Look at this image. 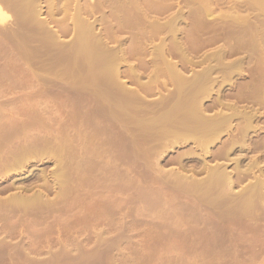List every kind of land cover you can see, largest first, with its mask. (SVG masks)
I'll return each mask as SVG.
<instances>
[{
  "label": "rangeland",
  "instance_id": "374dc122",
  "mask_svg": "<svg viewBox=\"0 0 264 264\" xmlns=\"http://www.w3.org/2000/svg\"><path fill=\"white\" fill-rule=\"evenodd\" d=\"M113 1L114 0H67V1L52 0V2L54 3V8L56 10L53 12L54 15L53 14L49 15L47 5L45 3L46 0L45 2L44 0H37L36 3L38 2L37 3L38 6L36 10L40 14L39 15L37 14L36 19L37 20L40 19L42 21L41 23H39V25L40 24L44 25L45 24L44 22H47L49 25H47L46 28L50 29L51 27V31H53L52 29L57 31L59 27L60 29L63 27L61 30L59 29L60 31H62L61 32L62 34L59 33L60 32L59 30L57 32V35H59L60 38V39L58 38V40L59 42H61L60 44L62 45H56V44L53 45V44H47L50 42H43L46 45L44 46V49H42L43 47L42 48L40 47L44 45L43 43L42 45H40L41 42H39L40 44L38 43V41L36 42V40H38L37 37L34 38L36 43L34 42V39L31 41L33 42V44L29 42L30 39H32V37H30L29 39L27 38L29 37V35L32 34L33 37L36 36V35L34 36L35 34L34 32L33 33L31 32L33 31L32 28L36 27L35 22L33 24L32 21L26 23L24 25L27 28L26 30V28H23L24 26L19 21L20 19L19 16L17 15L18 16L17 17L16 14H14L15 12L14 9L11 10L10 9L11 7L10 8L7 7L4 9L8 18L6 19V21L0 24V154H1L0 156L4 158L6 156L9 157L10 153L15 152L19 147L21 148L22 147L21 145H24V143L25 145L26 143H28L27 145L33 143L35 144V146L36 144H38L37 146H43L42 144L48 145L49 143V146L46 147H50V144L53 145L54 147L56 143L55 145L56 148L55 147L51 148L53 150L55 149L54 150L55 155H53L54 154L52 152L53 150L50 151L52 152L50 153L52 158L54 156L57 157V155L60 153L61 150L64 151H61V153L59 154L63 159L60 156H58L60 158L59 160H62L60 162L56 158H53V160H51L52 159L51 157L44 159V161L41 162L31 161L32 163L30 162V164L23 167V170L21 169L19 170V172L17 171L16 174L15 173L7 174L8 176L5 174L8 173L7 170L2 169L0 171V200H1L0 203L4 201L7 197H9L12 193H15L18 187L19 188L24 187V189H29L31 187V189L33 190L32 192H34V190L35 191L41 190L35 188V186L37 188H42L40 185L39 187L37 186L38 184H42V182L36 181V179H34L33 174H38L40 170L44 169L45 170L44 172L48 173V177L50 178L51 175L49 174H51L52 171L56 170L55 167L58 166L57 165L58 162L61 167L63 166V168L65 167L66 170L68 169L67 171L66 170L64 171L69 172L71 174L70 175L68 173H65L66 178L67 175H69L70 176V178L68 177L69 180L71 178H74L76 180L71 179V182L69 181L70 184L65 182V181L68 182V179L64 181L67 184V186L70 185L68 186V188L73 186V189L72 188L68 189L66 185L64 186L60 185L64 191L66 190V193L63 192L65 194L64 195L65 197L60 191L62 188H59L60 186L58 185H57L58 189L53 186L54 188L52 187L51 188L52 190L51 189L49 190L50 193L48 191V193L45 194L46 196L44 197L47 199V201L50 200V202L54 201L57 198L56 196L58 195L57 193L59 192L62 194L61 196L65 198L64 199L63 197L60 196V198L62 199L57 198L58 200H55V201H59L58 205L59 204L60 205L57 207H61L62 209L59 208L61 211H59L58 208L56 209V206L54 208L56 209V211L58 210L59 212H55V209H52V211H54L53 213L52 211L50 212V214L52 213V215L48 214V212L44 210L45 213L50 216L47 215L44 216L45 213L42 210H40V212L42 211L43 213L38 212V214L40 213L39 214L40 217L39 215L35 214V216L37 215L36 217L38 218L34 216L35 213L34 210L30 211L29 215L26 214L24 215V213L22 212L23 214L21 216V212H19L21 210H18L15 211L17 214L14 212L9 215L8 212L7 213L8 215L6 217L4 216L3 218L2 215L5 214L6 212L2 214L3 210L2 212L0 211V215L2 214L0 216V264H264V217L261 218L258 217L261 214V208L264 204L262 203V206L260 205L261 204L260 202H259L260 204L258 203L259 205L256 204L257 203V201H255L256 196L254 195L253 197L252 195L257 193L255 191L254 193L249 192L250 194L249 193L248 194L250 199L251 197H253L252 200H250V202L254 200L255 203L254 201L252 203L256 205H253L252 203H247L249 205L248 206L245 202H247L249 198L247 197L248 199L246 198V201H244L247 192L244 193L241 191L246 185H248V183H251L250 181L252 182L254 181L252 179H255L254 178L255 176L259 177L261 174L264 175L263 171L261 173L259 172L260 174L257 172L258 175L256 174V172L255 174H250L252 178L248 176V178L244 180H242L243 179L242 175L239 178L234 173L235 171L232 172L231 176L232 178L234 177V180L233 179L232 180L235 181V183L234 185L232 184L231 194L232 195L234 194L235 197L224 196L225 198L222 197L221 199H217L215 203L212 202V204L211 203L208 204L210 207L206 205V207L204 208L205 210L203 209V207L202 208L199 207L200 209H198L196 204L192 203L193 201H190L192 200V198L188 200L187 197L183 196L184 195L183 193H178L181 192V189H174L171 185H169V183H167V186L169 185L171 186V188L168 186L166 190L165 187L166 184L165 186L162 187L161 185L163 184H159L160 182L159 180H157L158 176H155L157 174L156 172L157 170L155 168L158 167L161 169V173H163L162 172L163 170L164 173H168L172 170H177L179 168V164H176L177 162H175V160L176 161L181 160L183 167L184 168H186V166L188 167L184 170L187 171L189 170L188 172L189 175L191 174L190 171H193V169L191 168H193L194 166H195L194 169L196 167L199 168L200 165L198 163L197 165H195L196 162H194L193 160V157L196 158L197 156L196 154L197 152L199 153V151L197 148H195V145L192 144V142L187 141L188 143L187 142L185 143L184 141H182L180 142L181 144L179 145L175 144L176 147L173 148L171 147L169 148V150L168 148H165L163 146V144L166 142H163L162 145H161L162 142L156 143L157 145L159 144V146L156 145V149L161 152V157H159V159L161 158L159 161L160 166L158 167L151 166L150 168V165H153V162L155 160L153 161V158H150L152 159L151 162V160L147 157L145 158L144 155L143 156H139L138 154L135 155L136 152L138 153L137 147L139 145L134 142L133 146H131L130 145L131 142L128 140V138L126 139V144H125L124 141L125 139L123 138L124 135L123 132H125L126 134V132L129 129H130L129 132L132 131L131 128H133V130L134 128L138 129L137 131H139V129L141 128L144 129L146 127V126L145 127L139 126L140 124L142 126L143 123H146L147 121L149 122V120H145L147 119L145 118V115L143 116L139 114L136 115L137 118L136 117L133 118L135 114L133 113L130 114L129 111H127L128 112L127 114L129 116L131 115V118L129 116H126V122L130 118L129 123L127 124H131L132 118L134 123L128 125L130 127L129 128L125 122L124 125L126 126L127 129L121 127V125H119L117 122L114 123L113 120L111 121V117L108 115V113L106 111H103L102 108H100L101 106L98 101H95L96 99L94 97H99V95L93 96L91 93L85 92L87 91L86 86H88V84L87 85L83 84L84 86L80 84V88L84 87V89H82L83 92L82 90L79 91L80 88L79 89L77 88L78 89L77 92L76 87H74L75 90H73L74 89L72 88L73 81L74 82L78 81L76 79L78 77H75L76 74H74L75 72L76 73L78 72L77 69L75 70L73 69L75 71L73 73H71L72 69H70V75H68L69 72L67 74L68 76H71V78L74 76L73 78H75L77 81L69 77L67 79L68 80L70 79L71 81L69 80L68 82L67 79H66L67 81L64 80L65 79L64 76L63 77L61 76L63 78L62 80H64L62 81L60 77L56 78L55 74L54 75L53 73L50 74V72L46 70V68H42L45 66V64L42 67H37V65H40V63L43 62V60L45 59L46 60L48 59L47 60L48 62L45 60L46 63L49 64L53 63L52 60L54 59L55 56L56 57L54 59V62L56 61L58 62V59L60 58L62 59L66 58L64 57L66 55L68 60L70 61L71 56L69 55L68 57V54H73L74 50L72 52V46H69V48L71 47V52H72L71 53L70 50H68V46H66V44L68 45V42L70 41V39H72L73 33L72 32L65 33L64 30L66 27H64L63 24L60 25L55 23L53 24L51 21H53L54 19L60 21L61 19L62 22L66 21V24L68 23L70 25L71 19L77 16V13L81 11V13L79 12L81 18L82 19L85 18L84 20H87L91 23H95L93 24L95 34L97 33L98 36L102 35L100 36L102 39L101 41H103L102 47L104 48L106 44L105 46L106 48L104 49H106L107 51L106 52L102 50L101 53L102 55L111 57L112 54L108 52L109 50L112 51V53L113 50L115 49L121 50L119 51L120 53L116 50H115L116 52L113 53V56L114 57L116 56V59L119 58L120 60L121 58H123L121 59L123 60L121 61L122 63L118 62V64L121 65V66L119 65L118 67L119 75L117 74L118 76L116 75V78H114L115 77L114 76L111 79H108V77L103 78L102 76L99 75L96 76L98 77L96 81H98V79L103 81V82H101L100 80L98 81L101 82V84L103 83L102 84L103 86H106L111 81L110 83L111 88L115 87L117 89L118 86L123 88L121 86L122 84L126 89V90H124V88L122 89L124 92L126 91L128 93L129 91L131 92L133 90L138 94L139 97L144 98L143 100L145 102L144 103L145 106L153 104L154 101L155 103L158 104L160 97L164 101H166L167 98L169 99L168 97L169 89H172L174 87L173 81L171 82L170 80H172V78H174L176 75L178 78L181 79L185 77V79L183 80H186L187 78L190 79L192 77H195L196 73H198L199 71L201 72L202 68L204 71L208 65H210L211 67L213 65L216 66V64L219 63L220 65L218 64V66L220 68L218 67V69L220 70L218 71L217 69L214 70V73H211L212 71L209 73L212 74L211 76L210 75L209 76L218 79V82L216 80L217 83L215 87L217 88L214 89L216 91H213L211 93L212 95H210L212 98L209 96L210 101L207 100V102H204V106L206 103L209 104V109H208V105H206L207 108L205 107L206 109L205 113L206 114L208 113V115H210L211 113L214 114L213 112L217 113L218 110H219L218 112H220V110L221 112L222 110H226L225 112H227L229 109L228 105H230V103H231L230 106H232L233 104V107L235 105L236 108L240 106L238 110L241 109V107L243 109L245 108L247 109L248 106L250 109L256 108L254 104H252V106L253 105L254 106L251 107L249 103L252 102L251 99L254 98L253 94L255 93L257 94V95L255 94V96L263 95L262 97H264V84H263L264 83V52H263L264 51L263 50L264 49V0H260L257 2L256 0L254 1L253 0H233V1L204 0L205 2L201 0H149V1L132 0V2L131 0H127V1L115 0L119 5L116 4L115 1L114 4ZM206 2L207 5L208 3L210 4L209 6L203 5L210 7L209 14H207V16L201 14L198 11V4L202 6V4ZM193 4H195L197 7ZM65 5L67 6L66 8ZM192 5L195 7H193ZM97 6L101 8L99 9ZM188 6L189 7L191 6V8L189 9ZM91 8H93V10ZM192 8H196V9L193 10ZM65 9H67L66 10L67 12L65 11ZM197 11L199 12L198 14ZM176 13L178 14L181 13V16L183 18H181L178 25H176L177 26L176 29L178 30H176L177 33L176 32L175 33L177 36L174 34L176 37L173 36L171 37V35L173 34H167V32L163 33L165 29L161 30L159 28V25L164 26V23H166V21L169 20L170 18L174 17ZM199 14H201V16ZM222 16L226 17L227 19L222 18ZM230 17L233 18L234 20H232ZM104 20L106 21V23ZM148 21H150L151 23L153 22L152 24L156 26V28L153 29L155 31H152L153 34L150 33V31H146L145 29L148 28L149 26L150 22ZM110 23L111 25H109ZM17 25L18 27L19 25H21L22 28L21 29L18 28ZM39 25H37V27H39ZM69 25L68 27L70 28L71 26ZM157 27L159 28V31ZM28 30L29 33L28 32L26 33L25 31ZM19 35L22 36V38L20 39H24V37L26 36L24 41L25 43L27 42L28 43L25 44L23 41L18 40L20 37ZM170 37L171 39L174 40L171 41ZM19 41L23 42V44L25 45L22 44L23 47H21L22 45L20 46ZM171 42H175L179 46L178 47L179 50L182 49L181 51H179L176 46V50L179 51L178 52L179 54H177L175 50L176 44L174 45L173 48L172 47L173 43L171 44ZM163 44L165 47L163 46ZM31 46H33V48H31ZM230 46L231 48H229ZM161 47H163V49ZM20 48L23 50H21ZM48 48L49 49L51 48L50 49L51 51ZM52 48H54V50ZM156 48L159 50L161 48V50L164 53L159 54L158 52L155 51L157 50ZM26 49H29L28 50L29 52L34 51L35 53H31L34 56H31V54H29L26 51ZM36 49L38 52L36 51ZM161 50L160 52H162ZM173 50L175 51V53L173 52ZM220 50L222 52L225 51L224 55L220 53L221 52ZM39 51H41L42 54ZM154 51L158 55L163 54V56L160 58V56H157ZM49 52L53 54V58H52V54ZM216 53H218L219 55L222 54L220 56L221 57L220 59L218 57V54ZM57 54H58V58H57ZM61 54H63V56H61ZM118 54H120L119 57ZM214 54H216L217 57L214 56ZM26 55L29 58H27ZM211 55L213 57V59H211L212 61L208 60L212 58ZM209 56L210 58H208ZM33 57L34 58L38 57V58H36L35 61ZM215 57L218 58V61L215 60ZM39 58L40 61H37V59L39 60ZM67 58L65 59V61L63 60V62H65L64 64L63 62L62 63L60 62L61 60H59L60 64L65 65L67 62ZM29 60L30 61L34 60L33 63L35 65L38 62L36 65L38 69L36 67L33 68L35 65L32 63V61L30 63ZM119 60L117 59V61ZM163 61L165 63L171 62L172 64L169 63V65H171L172 67L173 65L174 67L176 66V69L172 68L171 70H174L173 72L176 71L178 74L175 73L176 75L174 74V76L172 77L169 76V74L171 73L172 75L173 72H167L168 75H166L167 74L166 72H165L166 74L162 72V69L164 71L166 69L164 66H167L168 64L167 63L166 65L165 64L163 65L164 63ZM224 62L226 64H224ZM233 62L235 64L234 69L233 68L231 69V65L233 64ZM42 64L43 63H41V65ZM223 64L224 67L225 65L228 66V64H230L229 65L230 68H227V66L225 67L227 70L226 72L224 71L225 68L223 67ZM162 66L164 68H161ZM221 67L223 68V70H221L222 69ZM41 68L43 69V71H41L42 70ZM160 68H161V72H160L161 75L160 73H158L157 75V72L160 71L159 70ZM44 72L47 74L49 72L50 76L45 74ZM154 72H156V74ZM179 72H181L182 75ZM151 73L152 75L153 74L155 75L156 79L154 78V76L152 77ZM193 73L195 74V76ZM179 74L181 75V77ZM150 76H151V80L149 79ZM165 76L168 79L165 78ZM42 78L54 80L55 82H57L56 83L57 86L59 84L60 85L64 84V86L59 87L60 86L59 85L58 88H56L57 86L55 83H54L55 85L51 84L52 87H50V85H43L41 82L43 80ZM152 78L155 79L154 82ZM56 79H58V81ZM215 79H213V81H215ZM136 80L137 81L139 80L137 84H136ZM96 81L95 84L97 83ZM113 81L116 82L114 83ZM163 82L165 83L163 84ZM170 82L172 85L169 84ZM219 82H221V85ZM66 83L67 84L70 83L72 89L68 88L70 86L66 85ZM138 83L139 84L150 83L151 86H154L155 88L153 89L150 86L151 90L153 89V91L149 90L148 92L149 94H146L147 93L146 91H145L146 93H143L146 84L143 85L144 87L143 86L136 87ZM153 83H155L156 85L155 84L153 85ZM37 84L39 85L37 86ZM98 84L99 87L102 86L100 85V83H97V86ZM73 85L75 86V84ZM78 85L79 84H77L76 86ZM164 85L165 87H162ZM46 86L50 87V89L48 88V90H51V92L48 91L47 93H45L46 91H44V88ZM65 86L66 88L69 89V90L67 89L69 92H66L67 90ZM60 88H62L61 91L64 88L63 91L66 94L63 91L61 92ZM54 89H56L58 92L57 91L55 92ZM173 90H170V92H172ZM217 90L219 93L217 92ZM133 91L131 92V94L133 93ZM84 92L90 94L91 97H89L90 95L87 96ZM216 93H218L220 96L218 94L216 96L215 95ZM131 94L129 93V95ZM162 97L164 98L167 97V98L164 99ZM248 98L249 99L251 98L250 102H248L249 101ZM213 99L214 100L219 99L221 102H224L223 105L224 106L227 105V107L225 108L222 105L223 107H219V109H216V107L218 108V106L216 105L213 108L212 103H210V102H214ZM163 100L162 102L159 101L160 108L164 107L162 108V110L160 109V111L167 110L168 108L166 107L167 102H164ZM111 101H113V98ZM111 101L110 103H113ZM146 101L147 102L149 101L150 103H147ZM128 103L129 102H127V104ZM163 103H165L164 106H161V104ZM256 106L259 107V105ZM258 107L256 108L257 111L256 110L254 111L252 109L253 112H256L258 114L257 117L258 124L256 128L252 132L251 131L247 132L246 137L244 136L245 133L243 135L241 133L239 134V132L237 131V133L239 134L238 135L236 133L235 128L233 129V131H230L232 134L230 132H227L221 134L222 135L221 137L218 136L220 138L215 139L214 142L216 143L212 142L211 145L212 144L213 145L212 147H210V152L211 151L215 153L217 152V154L211 152V155L208 158L211 159L212 157V160L208 158L206 159V163L208 161L210 162L209 164L207 163L208 165L221 164V162H224V167L226 171L228 173H231L229 171H233V169H235L236 159L238 161L239 158L241 159L239 162L237 161L238 164L240 163L241 165V167L239 165L240 170L241 169L245 170L244 168L247 167V165L249 166V163L252 162V159H254L255 161L259 159L258 162L260 163V166L264 169V127H263L264 107L262 108L259 107V109ZM81 108H83L84 110ZM186 110H188V108H186ZM186 110L185 111L183 110V113H186L187 112ZM158 112L159 110L157 111V113ZM164 112L165 111H163V113ZM159 113L158 115L161 114ZM138 116L144 117L141 119V121L145 120V122L139 123L141 121ZM138 118H139L138 122L135 121ZM90 119L93 120L91 121ZM87 122H89V124ZM136 122L138 123L139 128L136 127L137 125ZM147 123L144 125H150V122L148 124ZM79 129L82 130L85 129L84 132H86V130L87 132L89 131L91 132V133L89 132L90 133L89 138H91L90 141L89 138L87 137H86L87 139L84 138V136H83L84 139L79 137L80 133L84 134L83 131ZM98 131L100 132V134ZM16 132L19 133L17 134ZM133 133L135 134V131H133L132 134L130 132L129 138L130 135H134ZM120 134L122 135L120 136ZM240 135L244 136V137L241 136L242 137L241 139L245 138L246 140V142L245 140H243L244 141L243 143V141L237 139V142L242 143V144L241 143L238 144L243 146V148H241V146L240 147L237 146L238 145L237 143H234L236 142L235 140L236 138H240ZM171 138H170V143L173 141V139H175L172 138L171 141ZM81 139L84 140L83 141L84 146L82 145V148L83 150H87V153L86 151L80 153L77 152V150L81 148V147L78 148L79 147L78 143L79 145L82 144ZM231 139H233L234 142L233 140L231 142ZM56 140L57 142L59 141L58 146L59 147L61 146V148L63 147L62 149L61 148L59 149V153L56 152L58 151L57 149L58 143L56 142ZM92 141L94 142L93 143L94 145L98 143L100 144L97 145L96 148L97 150L94 149V147H92L94 145L92 146L90 145V142ZM127 141H129L130 144ZM228 141L231 142L230 143L231 146L234 144L237 145L234 147V150L232 149L233 151L231 152L233 153L231 154L229 153L231 156L225 158L224 156L220 155L219 152L223 148V145H225L226 147V145L229 144V143L227 144ZM101 142L103 144L105 142V145L102 146L103 144ZM128 144L130 147L128 146ZM190 144L194 145L193 146L194 148H192L193 152L195 149L197 150V151L195 150L196 154L194 153L196 156L193 154L191 149H190V154L188 153L189 150L187 149L192 147V145L190 146ZM89 145L93 148L92 153H89L91 150L90 149L91 147ZM16 146L17 148L15 150ZM101 146L104 148H101ZM141 146H143V144H141L140 147L138 148L142 150L145 148L146 145L142 148ZM8 148L9 150H7ZM146 148H148V146ZM217 149L219 150V152L217 151ZM134 150H136L135 153ZM185 150H187V153ZM6 152L9 154V156L5 155L7 154ZM81 153L84 154L81 155ZM94 154H96V156ZM186 154L187 156L189 155H194V156L187 157ZM64 155L65 157H63ZM79 155H81L80 157L83 156L82 157L83 160L81 159L82 163L78 160L80 158ZM102 155L103 157H101ZM77 157L79 158L77 159ZM108 157H110V159ZM139 157L142 158L144 157V159L141 158L140 160ZM4 158L0 157V159L2 160H4ZM75 158L77 159V161ZM84 158L88 159V161H86ZM146 159L150 160L148 163L151 162L152 164L148 165ZM233 159H235V161ZM144 160L145 162H143ZM228 160H230V162ZM232 161H234V163ZM76 164L77 166H75ZM79 165L80 166L82 165L81 168L84 167L83 172L86 171L87 167L89 168L91 167L90 169L88 168L89 173L88 171H86L88 175L85 173H83L84 176L80 175L82 170L80 169L79 172L78 170L80 168ZM78 166L79 168H77ZM148 166L151 169V171L153 170L154 174L150 172ZM76 168L78 170V174H76L77 172ZM65 174L63 175L64 177ZM89 174L91 177L89 176ZM151 175L155 177H152ZM204 176H205L204 173L201 174L198 173L197 176H195L194 178L199 177L200 179H202ZM91 178L93 181L91 180ZM262 178H264V176ZM239 179H241L242 182H240ZM49 180H51V178ZM262 180H263V188H260L259 189L260 193L259 190L258 193L260 195L263 193L264 196V179ZM76 181H78L77 182L78 184H76ZM8 183L10 184L12 183L14 185V188L16 189L14 190L12 188L13 190L12 189L9 190L10 184L8 185ZM77 190L80 193H77L78 192ZM55 191L57 193H55ZM169 191L172 192L169 193ZM240 191L242 192L243 196H241ZM30 192L31 191H28V193ZM89 194L90 196H88ZM226 198H228L229 200L227 201ZM222 199L223 200L226 199V201L224 202L222 201ZM262 200L264 202V199ZM229 201L231 202L230 203L231 205L229 204ZM242 201H244L243 202L244 204L241 203ZM192 205L194 206V208ZM229 205L231 207H229ZM252 205L255 207H252ZM241 209L243 211L246 209L245 212L249 216H247L245 212L243 211L241 212ZM257 210H260V212H257ZM167 235L170 236L168 237Z\"/></svg>",
  "mask_w": 264,
  "mask_h": 264
},
{
  "label": "bare ground",
  "instance_id": "6f19581e",
  "mask_svg": "<svg viewBox=\"0 0 264 264\" xmlns=\"http://www.w3.org/2000/svg\"><path fill=\"white\" fill-rule=\"evenodd\" d=\"M37 1V0H36ZM36 1L35 0H0V24H2L4 21H6V19L8 18L7 17V15H6V13H5V11H4V9L5 8H7V7H11L10 9L11 10H13L14 9V11L16 12H14V14H16V16L18 15L19 16V21L21 22V24L24 26L26 23H28V22H31L32 21V24L35 22V24H36V27H33L32 29H33V31H31L32 33L34 32L35 34H34V36L35 37H33V34L32 33H30V34H32V35H29V37H27L28 39L30 38V37H32V39H30V43H32L33 44V42H31L34 38H36L37 37V39L38 40H36V42L38 41V43L39 42H41V44L40 45H42V43L43 42H50V43H47V44H53V45H62V44H60L61 42H59V40H58V38H59V35H57V32H58V30L60 29V27H59V29L57 30V31H55L54 29H52L53 31H51V27H50V29L49 28H46V26L47 25H49L47 22H44L45 24V26L42 24H40L39 25V23H41L42 21L40 20H37L36 19V17H37V14L39 15L40 13H38V11L36 10L37 9V6H38V2L36 3ZM67 1V0H66ZM115 1V0H114ZM114 1H113V3H114ZM118 1V0H117ZM117 1H115V3L116 4H118L117 3ZM127 1V0H126ZM125 1V2H126ZM149 1V0H148ZM201 1H204V0H201ZM210 1V0H209ZM233 1V0H232ZM254 1V0H253ZM257 1H260V0H256V2ZM44 2H45V0H44ZM53 2H55V1H53ZM52 2V0H46V5H47V9H48V14L49 15H52L53 14V12L56 10L55 8H54V3ZM124 2V1H123ZM131 2H132V0H131ZM151 2V1H150ZM185 2V1H184ZM192 2V1H191ZM205 2V1H204ZM99 3V2H98ZM102 3V2H101ZM111 3H112V1H111ZM114 3V4H115ZM119 3H120V1H119ZM138 3V2H137ZM197 3V2H196ZM198 3H200V2H198ZM248 3V2H247ZM253 3V2H252ZM123 4V3H122ZM122 4H120V5H122ZM213 4V3H212ZM216 4V3H215ZM233 4H234V2H233ZM250 4V3H249ZM70 5V4H69ZM96 5V4H95ZM100 5H102V4H100ZM99 5V6H100ZM119 5V4H118ZM191 5V4H190ZM193 5H195V4H193ZM192 5V6H193ZM203 5H207V2L206 3H203L202 4V6H200L199 4H198V11L201 13V14H203V15H205V16H207V14H209V8L210 7H207V6H209L210 4L208 3V5L207 6H203ZM256 5V4H255ZM105 6H107V5H105ZM115 6V5H114ZM132 6V5H131ZM133 6H134V4H133ZM153 6V5H152ZM196 6V5H195ZM195 6H193V7H195ZM67 6L65 5V8H66ZM69 7V6H68ZM90 7V6H89ZM96 7V6H95ZM94 7V8H95ZM98 7V6H97ZM103 7V6H102ZM108 7H109V5H108ZM119 7V6H118ZM126 7V6H125ZM130 7V6H129ZM189 7V6H188ZM197 7V6H196ZM99 8V7H98ZM98 8H97V10H98ZM101 8V7H100ZM99 8V9H100ZM191 8V6L189 7V9ZM233 8V7H232ZM92 10H93V8H91ZM96 9V8H95ZM107 9V8H106ZM121 9V8H120ZM169 9V8H168ZM185 9V8H184ZM188 9V8H187ZM193 10L194 9H196V8H192ZM231 9V8H230ZM259 9V8H258ZM261 9V8H260ZM64 10V9H63ZM67 9H65V11H66ZM80 10V9H79ZM65 11H64V13H65ZM100 11V10H99ZM123 11V10H122ZM132 11V10H131ZM181 11V10H180ZM197 11V14L199 13ZM213 11V10H212ZM234 11V10H233ZM67 12V11H66ZM80 13H81V11H79ZM79 12L77 13V16H75V17H73L72 19H71V22H70V25L67 23L66 24V21L65 22H62L61 21V19H60V21L58 20H53V21H51L53 24L55 23V24H63L64 25V27H66L65 28V30H64V32L65 33H67V32H72L73 33V36H72V39H70V41L68 42V45L66 44V46H68V50H70V52H71V47L69 48V46H72V52H73V50H74V53L73 54H68V57H69V55L71 56V58H70V61L68 60V58H67V55L66 56H64V57H66L67 58V62H66V64L65 65H62V64H60V62L62 63L63 62V60L65 61V59L66 58H64V59H62V58H60L61 56H63V54H61V56L59 57L60 59H58V62H59V60H61L59 63L56 61V62H54V59H55V57H54V59L52 60L53 61V63H51V61H50V63L51 64H49V63H46L45 62V60H43V62H41V63H43L42 65H41V63H40V65H37V63H36V65H37V67H42L44 64H45V66L44 67H42V68H46V70H48L49 72H50V74H52L53 73V75L55 74V77L57 78V77H60V79L62 80L63 78V76H64V80L65 81H67L68 79L67 78H71V76H68V75H70V69H77V73L73 70H71V73H73V72H75L74 74H76V76L75 77H78V78H73V80L75 79L77 82H74L73 81V84H75V86L72 84V86L70 85V83L69 84H67L68 82H69V80H68V82L66 83V85H69L70 87H68V88H74V87H76V91L78 92V89L80 88V84H88V86H86V89H87V91H85V92H89V93H91L93 96H98L99 95V97H94L95 99V101H98L99 103H100V108H102L103 109V111H106L107 113H108V115L111 117V121L113 120L114 121V123L115 122H117L119 125H121V127H124V128H126V126L124 125L125 124V122H126V116H129L127 113V111H129V113L131 114V113H133V114H135L134 115V117L133 118H135L136 117V115H145V118H147V119H145V120H149V122H150V125H144V124H146V123H143V125L141 126V124L139 125L140 127H147V126H149V127H145L144 129L143 128H141V129H143V130H141V129H139V131H137L138 129H135L134 128V130H133V128H131L132 129V131H130L131 132V134H132V132L133 131H135V134L134 135H130V138H129V134H130V132H129V130L126 132V134H125V132H123L124 133V135H123V138L125 139L124 141H125V144H126V139L128 138V140L131 142V144H130V142L129 141H127L131 146H133V144H134V142L136 143V144H138L139 146L138 147H140V145L141 144H143V146H141V148L142 147H144L145 145V148L148 146V148H144V149H142V150H144V151H142L141 149H139L138 147H137V150H138V153L136 152L135 153V151L136 150H134V153H135V155L136 154H138L139 156H145V158L147 157V158H153V165H150V168H151V166H154V167H158V166H160L159 165V161H160V159H159V157H161V152L159 151V150H157L156 149V143H160V142H162L161 143V145L163 144V142H166V143H164L163 144V146L165 147V148H168V150H169V148H173V147H176V145L178 144H181L180 142H182V141H184L185 143L188 141H190V142H192V144H194L195 145V148H197L198 149V151H199V153L197 152V154L195 153L196 151L194 150V152L192 151L193 149L192 148H194L193 146L194 145H192V144H190V146L192 145V147H190L189 149H187V150H189V154H190V149H191V151L193 152V154L196 156V158H194L193 156L194 155H189V156H187V154H186V156L187 157H193V160H194V162H196V164L195 165H197V163L200 165V167L198 168V167H196L195 169H194V167L193 168H191V169H193V171H190V175L188 174V172H189V170L187 171V170H184V169H186V168H188L187 166H186V168H184L183 167V164H182V161L181 160H178V161H176L175 160V162H177L176 164H179V168L177 169V170H172V171H170V172H168V173H164V170L162 171L163 173H161V169L158 167V168H155L157 171V174L155 175V176H158V179L157 180H159V184H163V185H161L162 187L163 186H165V184H166V190H167V187L169 186V185H171L174 189H181V192H178V193H183L184 195L183 196H185V197H187L188 198V200L190 199V198H192V200H190V201H193L192 203H195L196 204V206L198 207V209H200V208H202L203 207V209L206 207V205H208V204H212V202H214L215 203V201L217 200V199H221L222 197H235L234 196V194L232 195L231 193V191H232V184L234 185V183H235V181H233L234 180V177L232 178V176H231V174H232V172H234L235 174H236V176L237 177H241V175L243 176V179L242 180H244V179H247L248 178V176H250V174H255V172H256V174H257V172L259 173H261L262 171L264 172V169L260 166V163L258 162L259 161V159H257L256 161L254 160V159H252V162L251 163H249V166L247 165V167H243L245 170H243V169H241L240 170V167H241V165H240V163L238 164V162L241 160L240 158H239V161L236 159V165H235V169H233V171H229V172H231V173H228L227 171H226V169H225V167H224V162H221V164H214V165H208L210 162L208 161L207 163H206V159L211 155V152H213V151H211L210 152V147H212V145H211V143L212 142H214V140L215 139H219L222 135L221 134H223V133H227V132H230V131H233V129L235 128V130H236V133H237V131L239 132V134L241 133V134H243L244 135V133H245V137L247 136L246 135V133L247 132H252L255 128H256V126H257V117H258V114L256 113V112H253V110L255 111L256 110V108L258 107V106H256V105H259V107H261L262 105V107H264V97H262L263 95H261V93H260V91H259V93H260V95L261 96H255V94H253L254 95V98H253V96H252V98L253 99H251V101L252 102H250V99H249V101L248 102H250L249 103V105H251V107H253L254 105H255V107L256 108H252V109H250L249 108V106L247 107V109L245 108V109H243L242 107H241V109H239L238 110V108H240V106H238L237 108H236V106L234 105V107H233V104H232V106H230L231 105V103H230V105H228L229 107V109H228V111L227 112H225L226 110H222V112H221V110H220V112H218L217 111V113L216 112H213L214 114H210V115H208V113L206 114L205 113V107H206V105H208V109H209V104H205V106H204V102H207V100H209V98L211 97L210 95H212L211 93L213 92V91H216V90H214V89H216L217 87H215L216 86V83L218 82V79H215V78H213V77H210L212 74H209L211 71V73H214V70H217L218 69V64L219 63H217L216 64V66L215 65H213V66H215V67H213V66H211L210 67V65H208L207 67H206V69L203 71V68H202V70H201V74L199 75L198 73H196V76H195V74H194V76L195 77H192V78H190V79H186V80H183V79H185V77L183 78V79H181V78H178L177 77V75L176 74H178L176 71L175 72H173L174 70H171L172 68H174V69H176V66L174 67V65H173V67L171 66V65H169V63H171V62H167V63H165L164 61H166V60H164L163 62V65L165 64H167V66H164L166 69H165V71L162 69V72H173L172 73V75H171V73L169 74V76H174V74L176 75L174 78H172V80H170V78H169V80L172 82L173 81V88H174V90H173V88L172 89H169V95H168V97H169V99L167 98H164V97H162V98H164V99H166V101H164L163 99H161V97L159 98V101L160 102H162V100L164 101V102H167V106L166 107H168L167 108V110H163V111H165L164 113H163V111H160V109L162 110V108H164V107H162V108H160V103H159V101H158V99H157V101H158V104L157 103H155V101H154V103L153 104H151V105H144V98H142V97H139L138 96V94L136 93V92H134L133 90V93L131 94V92L129 91L128 93L125 91H123L122 89L124 88V85H122L121 84V86L123 87V88H121L120 86H118V88L116 89L115 87H113V88H111V86H110V83H111V81L107 84L108 85V87H107V85L106 86H103L102 84H101V82H103V81H101L100 79H98V81L100 80L101 82H98V81H96L97 80V78L98 77H96L97 75H99V76H102L103 78L104 77H108V79H111V78H113L114 76V78H116V75L118 74V67H119V65L120 64H118V62H121V61H123V60H121V59H123V58H121L120 60H119V58H117L119 61H117V59H116V56L114 57L113 56V53L114 52H116V51H121L120 49L119 50H113V53H112V51H108L109 53H111L112 54V56L111 57H109V56H105V55H102L101 53H102V50H104V51H106V49H104V48H106L105 46H106V44H105V46H104V48L102 47V45H103V41H101L102 39H101V37L100 36H102V35H100V36H98L97 35V33L95 34V32H94V25L93 24H95V23H91V22H89V21H87V20H84V19H82L81 18V16L79 15ZM121 12V11H120ZM193 12V11H192ZM231 12H232V10H231ZM125 13V12H124ZM142 13V12H141ZM148 13V12H147ZM179 13V12H178ZM178 13H176V15H174V17H172V18H170L169 20H167L166 21V23H164V26H160L159 24V28L161 29V30H164L163 31V33L164 32H167V34H173V35H171V37L173 36V37H176L177 35H176V30H178V29H176V25H178V23L180 22V19L181 18H183L182 16H181V13L180 14H178ZM194 13H196V12H194ZM113 14V13H112ZM137 14V13H136ZM145 14V13H144ZM196 14V15H197ZM201 14H199L200 16H201ZM231 14V13H230ZM54 15V14H53ZM66 15V14H65ZM64 15V16H65ZM148 15V14H147ZM192 15V14H191ZM203 15H202V17H203ZM17 16V17H18ZM146 16V15H145ZM210 16V15H209ZM227 16H229V15H227ZM66 17V16H65ZM114 17V16H113ZM123 17V16H122ZM137 17V16H136ZM197 17V16H196ZM201 17V18H202ZM146 18V17H145ZM145 18H142V19H145ZM200 18V17H199ZM222 18H226V17H223L222 16ZM231 18V17H230ZM230 18H228V19H230ZM16 19H18V18H16ZM64 19V18H63ZM133 19H135V18H133ZM149 19V18H148ZM203 19V18H202ZM227 19V18H226ZM225 19V20H226ZM232 20H234L233 18H231ZM65 20V19H64ZM63 20V21H64ZM102 20H103V18H102ZM126 20V19H125ZM128 20V19H127ZM183 20V19H182ZM201 20V19H200ZM225 20H224V22H225ZM38 21V22H37ZM105 21V20H104ZM139 21V20H138ZM230 21V20H229ZM228 21V22H229ZM37 22V23H36ZM50 22V23H51ZM95 22V21H94ZM116 22V21H115ZM143 22V21H142ZM148 22H150V21H148ZM156 22V21H155ZM164 22V21H163ZM104 23V22H103ZM102 23V24H103ZM105 23H106V21H105ZM123 23H125V22H123ZM153 23V22H152ZM151 22L149 23V26H148V28H145L146 29V31H150V33H152V31H155V30H153L154 28H156V26L155 25H153ZM202 23V22H201ZM34 24V25H35ZM129 24V23H128ZM163 24V23H162ZM37 25H39V27H37ZM62 25V26H63ZM68 25L69 26H71L70 28L68 27ZM109 25H111V23L109 24ZM127 25V24H126ZM139 25V24H138ZM21 25H19V27H18V25H17V27L18 28H22V26L20 27ZM55 26V25H54ZM122 26V25H121ZM155 26V27H154ZM31 27H32V25H31ZM49 27V26H48ZM162 27V28H161ZM23 28H26L25 26L23 27ZM55 28V27H54ZM63 28V27H62ZM61 28V29H62ZM121 28V27H120ZM159 28L157 27V29H158V31H159ZM60 29V30H61ZM106 29V28H105ZM119 29V28H118ZM147 29H149V30H147ZM24 30V29H23ZM26 30H27V28H26ZM59 30V31H60ZM180 30V29H179ZM26 33L28 32L29 33V30L28 31H25ZM62 31H60L59 33H61ZM176 32V33H175ZM179 32V31H178ZM19 33V32H18ZM26 33H23V34H26ZM101 33V32H100ZM99 33V34H100ZM156 33V32H155ZM62 34V33H61ZM153 34V33H152ZM176 36H175V35ZM145 35H146V33H145ZM157 35V34H156ZM17 36V35H16ZM20 37H19V39L18 40H21V41H23L24 43H25V41H24V39H25V37H24V39H20V38H22V36L21 35H19ZM61 36V35H60ZM168 36H170V35H168ZM15 37V36H14ZM100 37V38H99ZM107 37V36H106ZM171 37H170V39H171ZM16 38V37H15ZM27 39V40H28ZM60 39V38H59ZM14 40V39H13ZM152 40V39H151ZM174 39H171V41H173ZM176 40V39H175ZM178 41V40H177ZM176 41V42H177ZM15 42V41H14ZM20 42V41H19ZM23 42H20V46L23 44ZM27 42V41H26ZM34 42H35V39H34ZM35 42V43H36ZM28 43V42H27ZM27 43H25V44H27ZM173 43V48H174V45L176 44L175 42H171V44ZM25 44H23V45H25ZM44 44V43H43ZM70 44V45H69ZM18 45V44H17ZM23 45L21 46V47H23ZM30 45V44H29ZM28 45V46H29ZM27 46V47H28ZM34 46V45H33ZM33 46H31V48H33ZM44 46H46L45 44L44 45H42V46H40L42 49H44ZM74 46H76V47H74ZM163 46H164V44H163ZM176 46H177V49H178V45L176 44L175 45V50H176ZM16 47H18V46H16ZM26 47V46H25ZM35 47H36V45H35ZM35 47H34V49H35ZM47 47H48V45H47ZM52 47H55V46H52ZM165 47V46H164ZM29 48V47H28ZM41 48H40V50H41ZM56 48H59V47H56ZM74 48V49H73ZM103 48V49H102ZM162 49H163V47H161ZM161 48H160V50H161ZM181 48V47H180ZM229 48H231V46L229 47ZM21 49V48H20ZM30 49V48H29ZM29 49H26V51L29 53V54H31V53H35L34 51L33 52H29L28 50ZM38 49V48H37ZM37 49H36V51H37ZM49 49V48H48ZM51 49V48H50ZM49 49V50H50ZM53 50H54V48H52ZM118 49V48H117ZM157 49V48H156ZM21 50H23V49H21ZM33 50V49H32ZM62 50V49H61ZM61 50H60V52H61ZM157 50H159V49H157ZM157 50H155L156 52H158L159 54L160 53H164L162 50V52H160V50L159 51H157ZM179 50V49H178ZM178 50H176V52H177V54H179L178 52L179 51H181L182 49H180L179 51ZM252 50V49H251ZM264 50V49H263ZM25 51V52H26ZM45 51H47V50H45ZM51 51V50H50ZM59 51V50H58ZM154 51V52H155ZM171 51H172V49H171ZM221 51V50H220ZM233 51H234V49H233ZM260 51H262V50H260ZM38 52V51H37ZM39 52H41V51H39ZM52 52H54V51H52ZM69 52V53H70ZM71 52V53H72ZM107 52V51H106ZM153 52V53H154ZM156 52H155V54H156ZM173 52L175 53V51L173 50ZM225 52V51H224ZM224 52H220V53H222L223 55H224ZM256 52V51H255ZM254 52V53H255ZM264 52V51H263ZM19 53V52H18ZM27 53V54H28ZM47 53V52H46ZM49 53H51V52H49ZM62 53H63V51H62ZM120 53V52H119ZM184 53V52H183ZM254 53H252V54H254ZM257 53H258V51H257ZM23 54V53H22ZM41 54H42V52H41ZM48 54V53H47ZM52 54V53H51ZM59 54V53H58ZM58 54H57V58H58ZM65 54V53H64ZM107 54V53H106ZM116 54V53H115ZM152 54V53H151ZM150 54V55H151ZM182 54V53H181ZM185 54V53H184ZM216 54H218V53H216ZM216 54H214V56H216L217 57V55ZM221 54V55H222ZM251 54V53H250ZM37 55V54H36ZM108 55V54H107ZM110 55V54H109ZM119 55L120 54H118V57H119ZM154 55V54H153ZM157 56H160V58L163 56V54L162 55H158V54H156ZM221 55H219L218 54V57H219V59L221 58L220 56ZM24 56H25V54H24ZM31 56H34L33 54H31ZM39 56H41V55H39ZM43 56V55H42ZM45 56H46V54H45ZM122 56V55H121ZM165 56V55H164ZM186 56V55H185ZM26 57H27V55H26ZM123 57V56H122ZM156 57V56H155ZM211 57H212V55H211ZM215 57V60L216 61H218V58H216ZM27 58H29V57H27ZM34 58V57H33ZM36 58H38V57H35L34 58V60L36 59ZM49 58V57H48ZM52 58H53V54H52ZM208 58H210V56L208 57ZM164 59H165V57H164ZM211 59H213V57L212 58H210V59H208V60H211ZM33 60V61H34ZM41 60V61H42ZM48 60V59H47ZM46 60V61H47ZM51 60V59H50ZM187 60V59H186ZM207 60V59H206ZM223 60V59H222ZM30 61V60H29ZM32 61V60H31ZM31 61H30V63H31ZM33 61H32V63H33ZM36 61V60H35ZM37 61H40V58H39V60L37 59ZM188 61V60H187ZM191 61V60H190ZM201 61V60H200ZM212 61V60H211ZM210 61V62H211ZM215 61V62H216ZM220 61V60H219ZM45 62V63H44ZM48 62V61H47ZM182 62V61H181ZM186 62V61H185ZM192 62V61H191ZM222 62V61H221ZM65 62H63V64H64ZM122 63V62H121ZM187 63H189V62H187ZM34 64V63H33ZM48 65V67H47V65ZM152 64V63H151ZM172 64V63H171ZM191 64H193V63H191ZM196 64V63H195ZM200 64V63H199ZM203 64V63H202ZM224 64H226L225 62H224ZM224 64H223V67H224ZM32 65V64H31ZM35 65V64H34ZM36 65L33 67V68H35L36 67ZM156 65V64H155ZM220 65V64H219ZM221 65H222V63H221ZM229 65L230 64H228V66L227 65H225V67L227 66V68H230L229 67ZM232 65H233V67H232ZM231 65V69L233 68L234 69V62H233V64ZM238 65V64H237ZM121 66V65H120ZM239 66V65H238ZM36 67V68H37ZM155 67V66H154ZM153 67V68H154ZM159 67V66H158ZM163 66L161 67V68H164ZM213 67V68H212ZM224 67V68H225ZM237 67V66H236ZM235 67V68H236ZM41 68V69H42ZM161 68L159 69L160 71L159 72H157V75H158V73H160L161 72ZM220 68V67H219ZM222 68V67H221ZM38 69V68H37ZM237 69V68H236ZM34 70H36V69H34ZM46 70H44V71H46ZM167 70V71H166ZM168 70H170V71H168ZM220 69H218V71H219ZM221 70H223V68L221 69ZM238 70V69H237ZM41 71H43V69L41 70ZM180 71V70H179ZM225 72L227 71L226 70V68H225V70H224ZM231 71V70H230ZM49 72H48V74L47 73H45V74H47V75H49ZM68 72H69V74H68ZM194 72V71H193ZM232 72V71H231ZM234 72V71H233ZM44 73H42V74H44ZM120 73V72H119ZM153 73V72H152ZM152 73H151V75H152ZM155 74H156V72H154ZM165 73V74H166ZM179 73H181V72H179ZM64 74H66V75H64ZM68 74V75H67ZM225 74V73H224ZM52 75V76H53ZM58 75H60V76H58ZM73 75V74H72ZM119 75V74H118ZM117 75V76H118ZM156 75V76H157ZM160 75H161V73H160ZM166 75H168V73L166 74ZM180 75V74H179ZM181 75H182V73H181ZM181 75H180V77H181ZM198 75V76H197ZM210 75V76H209ZM45 76V75H44ZM50 76V75H49ZM48 76V77H49ZM62 76V77H61ZM65 76H67V77H65ZM149 76V75H148ZM154 76V78L156 79V77H155V75L153 74L152 75V77ZM160 77H162V76H160ZM71 78V79H72ZM105 78V79H106ZM133 78V77H132ZM135 78V77H134ZM154 78H152V80H153V82L155 81V79ZM165 78H167L166 76H165ZM212 78V79H211ZM223 78H225V77H223ZM229 78V77H228ZM38 79V78H37ZM43 79V78H42ZM67 79V80H66ZM105 79H103V80H105ZM137 79H139V78H137ZM150 80H151V76H150V78H149ZM168 79V78H167ZM213 79H215V81H213ZM57 81H58V79H56ZM64 80H62V81H64ZM97 82V83H100V85H102V86H100L99 87V84H98V86H97V83L95 84V81ZM132 80V79H131ZM150 80H147V81H150ZM166 80V79H165ZM216 80H217V82H216ZM225 80V79H224ZM60 81V80H59ZM71 81V80H70ZM109 81V80H108ZM139 81V80H138ZM137 80H136V84H137V82H138ZM157 81V80H156ZM168 81V80H167ZM221 81V80H220ZM42 84L43 85H50V87H52V85L55 83H57V82H55L54 80H51V79H43L42 81ZM114 82V81H113ZM116 82V81H115ZM114 82V83H115ZM135 82V81H134ZM171 82L169 83L170 85H172L171 84ZM225 82V81H224ZM36 83H37V81H36ZM39 83V82H38ZM120 83V82H119ZM162 83V82H161ZM165 82H163V84H164ZM167 83V82H166ZM220 83V85H221V82H219ZM218 83V84H219ZM223 83V82H222ZM52 84V85H51ZM54 84V85H55ZM61 84H62V82H61ZM77 84H79L78 86H76ZM141 84V83H140ZM139 83H138V85L136 86V87H138V86H143V85H145L146 83H144V84H141L140 85ZM155 83H153V85H154ZM162 84V85H163ZM224 84V83H223ZM264 84V83H263ZM39 84H37V86H38ZM60 85V84H59ZM58 85V86H59ZM83 85V86H84ZM105 85V84H104ZM156 85V84H155ZM158 85V84H157ZM35 86H36V84H35ZM42 86V85H41ZM56 86H57V84H56ZM55 86V87H56ZM58 86L56 87V88H58ZM64 86V84H62V85H60L59 87H63ZM82 86V87H83ZM150 86H151V84L149 83V84H146L145 85V87H144V92L143 93H146V94H149L148 92H149V90L150 91H153V89L155 88L154 86H151V88H153L152 90H151V88H150ZM256 86V85H255ZM262 86V85H261ZM40 87V86H39ZM50 87H48V86H46L45 88L44 87H42V88H44V91H46L45 93H47L48 91L49 92H51V90H48V88L50 89ZM142 87V88H143ZM157 87V86H156ZM162 87H165V85L164 86H162ZM167 87V86H166ZM172 87V86H171ZM34 88V87H33ZM38 88V87H37ZM41 88V89H42ZM54 88V87H53ZM65 88H66V86H65ZM68 88H66V90L68 89ZM71 88V89H72ZM78 88V89H77ZM115 88V89H114ZM141 88V89H142ZM248 88V87H247ZM36 89V88H35ZM47 89V90H46ZM52 89V88H51ZM61 89L62 88H60V91H61ZM82 89H84V87L83 88H80L79 89V91H81ZM168 89V88H167ZM254 89V88H253ZM33 90V89H32ZM55 90V92L57 91L56 89H54ZM59 90V89H58ZM63 90H64V88H63ZM62 90V91H63ZM65 90V91H66ZM69 90V89H68ZM66 91V92H69V91ZM73 90H75V88L73 89ZM73 90H72V92H73ZM124 90H126L125 88H124ZM138 90V89H137ZM136 90V91H137ZM170 90H173L172 92H170ZM247 90V89H246ZM261 90V89H260ZM43 91V92H44ZM60 91H59V93H60ZM61 91V92H62ZM75 91V92H76ZM143 91V90H142ZM146 91V92H145ZM162 91V90H161ZM52 92H53V90H52ZM58 92V91H57ZM64 92V91H63ZM71 92V91H70ZM82 92H83V90H82ZM84 92V93H85ZM160 92V91H159ZM217 92H218V90H217ZM257 92V91H256ZM58 93V94H59ZM65 93V92H64ZM129 93L131 94V95H129ZM167 93H168V91H167ZM219 93V92H218ZM218 93H216L215 95L217 96V94ZM66 94V93H65ZM68 94V93H67ZM87 96L88 95H90V94H88V93H85ZM152 94V93H151ZM244 94V93H243ZM263 94V93H262ZM145 95V94H144ZM143 95V96H144ZM219 95V94H218ZM251 95V94H250ZM257 95V94H256ZM166 96H167V94H166ZM210 96V97H209ZM220 96V95H219ZM89 97H91V95L89 96ZM251 97V96H250ZM112 98H113V101H111L112 100ZM212 98V97H211ZM161 99V100H160ZM245 99V98H244ZM243 99V100H244ZM247 99V98H246ZM87 100V99H86ZM92 100V99H91ZM110 101L111 102H113V103H110ZM210 101V100H209ZM208 101V102H209ZM213 101L214 102H210V103H212V107L214 108V106H218V108L216 107V109H219V107H223L224 105V102H221L219 99H213ZM87 102V101H86ZM127 102H129L128 104H127ZM147 102V101H146ZM90 103V102H89ZM147 103H150L149 101L147 102ZM146 103V104H147ZM164 104L165 103H163V104H161V106H164ZM252 104H254L253 106H252ZM95 105V104H94ZM97 105V104H96ZM223 105V106H222ZM237 105V104H236ZM261 105V106H260ZM92 106V105H91ZM143 106V107H142ZM211 106V105H210ZM242 106H244V105H242ZM159 107V108H158ZM225 108L227 107V105H225L224 106ZM259 107H258V109H259ZM261 107V108H262ZM156 108V109H155ZM158 108V109H157ZM185 108V109H184ZM186 108H188V110H186ZM207 108V107H206ZM81 109H83V108H81ZM210 109H211V107H210ZM84 110V109H83ZM86 110V109H85ZM95 110V109H94ZM156 111V113H157V111L159 110V112L161 113H159L160 115H158V113L156 114L155 113V111ZM182 110V111H181ZM183 110L185 111H187L186 113H183ZM88 111V110H87ZM208 111H210V110H208ZM224 111V112H223ZM257 111V110H256ZM97 113V112H96ZM105 113V112H104ZM103 113V114H104ZM163 113V114H162ZM205 113V114H204ZM85 114V113H84ZM127 114V115H126ZM132 114V115H133ZM152 116H151V115ZM154 114V115H153ZM99 115V114H98ZM124 115H125V117H124ZM148 115H150V116H148ZM156 115H158V116H156ZM208 115V116H207ZM87 116V115H86ZM100 116V115H99ZM96 117V116H95ZM130 118H131V115L129 116ZM139 117V116H138ZM74 118H75V115H74ZM77 118V117H76ZM130 118H129V120H127V122H126V125L128 126V125H131L132 123H134L133 122V118L131 119L132 121H131V124H127V123H129V121H130ZM137 118V117H136ZM140 118V121H141V119L142 118H144V117H139ZM139 118L138 119H136L135 121H137L138 122V120H139ZM85 119V118H84ZM91 120V119H90ZM93 120V119H92ZM91 120V121H92ZM97 120V119H96ZM110 120V119H109ZM145 120L144 121H141V122H139V123H142V122H145ZM42 122V121H41ZM136 122V127L137 128H139L138 127V123ZM148 122V123H149ZM48 123V122H47ZM88 124H89V122H87ZM147 123V124H148ZM263 123V122H262ZM78 124V123H77ZM96 125V124H95ZM123 125V126H122ZM260 125V124H259ZM43 126V125H42ZM46 126V125H45ZM100 126H102V125H100ZM134 126V125H133ZM30 127V126H29ZM105 127V126H104ZM108 127V126H107ZM120 127V128H121ZM129 127V126H128ZM264 127V126H263ZM23 128V127H22ZM82 128V127H81ZM130 128V127H129ZM149 128H151V129H149ZM258 128V127H257ZM24 129V128H23ZM47 129V128H46ZM49 129V128H48ZM51 129V128H50ZM78 129V128H77ZM103 129V128H102ZM127 129V128H126ZM261 129V128H260ZM65 130V129H64ZM79 130H82V129H79ZM91 130V129H90ZM121 130V129H120ZM145 130V131H144ZM235 130H234V132H235ZM21 131V130H20ZM25 131V130H24ZM42 131H43V129H42ZM83 131V133L84 134H79V137H81V138H83V136H84V138H89L90 136H89V134L91 133L89 130V132H87V130H86V132H84L85 131V129H83L82 130ZM256 131V130H255ZM45 132V131H44ZM46 132H47V130H46ZM53 132V131H52ZM63 132V131H62ZM99 132V131H98ZM17 133V132H16ZM19 133V132H18ZM17 133V134H18ZM50 133V132H49ZM58 133V132H57ZM77 133V132H76ZM78 133H79V131H78ZM105 133V132H104ZM231 133V132H230ZM15 134V133H14ZM67 134V133H66ZM99 134H100V132H99ZM108 134V133H107ZM106 134V135H107ZM229 134V133H228ZM232 134V133H231ZM234 134V133H233ZM238 134V133H237ZM238 134V135H239ZM12 135V134H11ZM24 135V134H23ZM46 135V134H45ZM56 135V134H55ZM68 135V134H67ZM122 134H120V136H121ZM243 135H240V138H236L235 136V140H236V142H234V140L233 139H231V142H232V140H233V142L234 143H241V142H237V139H239L240 141H243V140H245V138L244 139H241L242 137H244ZM14 136V135H13ZM19 136H20V134H19ZM18 136V137H19ZM22 136V135H21ZM26 136V135H25ZM28 136H30V135H28ZM77 136V135H76ZM91 136H93V135H91ZM99 136V135H98ZM218 136H220V137H218ZM233 136V135H232ZM242 136V137H241ZM33 137V136H32ZM31 137V138H32ZM69 137V136H68ZM72 137V136H71ZM175 138L176 139V141H175V139H173V141H172V138ZM12 138V137H11ZM28 138V137H27ZM30 138V139H31ZM34 138V137H33ZM58 138V137H57ZM76 138V137H75ZM78 138V137H77ZM83 138V139H84ZM86 138V139H87ZM100 138V137H99ZM104 138V137H103ZM122 138V137H121ZM122 138V139H123ZM135 138H136V140H135ZM170 138H171V143H170ZM10 139V138H9ZM83 139H81L82 140V144L81 145H79V143H78V148H80V149H78V150H80V151H78L77 150V152L78 153H80V152H85L86 151V153H87V150H83V148H82V145H83ZM90 139L91 138H89V141H90ZM112 139V138H111ZM115 139V138H114ZM12 140H14V139H12ZM52 140V139H51ZM73 140V139H72ZM79 140V139H78ZM92 140H93V138H92ZM104 140V139H103ZM25 141H26V139H25ZM65 141V140H64ZM101 141V140H100ZM105 141V140H104ZM116 141V140H115ZM123 141V140H122ZM217 141V140H216ZM263 141V140H262ZM6 142H8V141H6ZM51 142V141H50ZM56 142H57V140H56ZM59 142V141H58ZM57 142V143H58ZM77 142H79V141H77ZM109 142V141H108ZM174 142H176V143H174ZM183 142V143H184ZM187 142V143H188ZM231 142H227V144L229 143H231ZM245 142H246V140H245ZM21 143V142H20ZM19 143V144H20ZM29 143H30V141H29ZM54 143V142H53ZM80 143H81V141H80ZM92 143V144H91ZM94 142L92 141V142H90V145L92 146V145H94L93 144ZM102 143V142H101ZM214 143H216V142H214ZM233 143V144H234ZM243 143H244V141H243ZM15 144H17V143H15ZM28 143H26V145H25V143H24V145H21L22 147L20 148H18L17 150H16V148H17V146L15 147V152H13V150H12V152L13 153H10V156H9V154L7 153V154H5V155H8L9 157H2V156H0L1 158H4V160H2V159H0L1 161H0V171L2 170V169H4V170H7V172L8 173H5L6 175L7 174H10V173H15L16 174V172L18 171L19 172V170H23V167H25L26 165H28V164H30V162L31 161H38V162H41V161H44V159H47V158H49V157H51V155H50V153H54L53 155H55V149L53 150V149H51L52 147H53V145H51L50 144V147H46V146H49V143H48V145H44V144H42L43 146H37L38 144H36V146H35V144H30V145H27ZM87 144H89V143H87ZM103 144V143H102ZM101 144V145H102ZM129 144H128V146H129ZM135 144V145H136ZM171 144V145H170ZM176 144V145H175ZM229 144L228 145H226V147H228L229 146ZM237 144H234V145H232L231 146V144H230V148L228 147V148H226L225 147V145H223V148L220 150V152H219V150L217 149V151L220 153V155H222V156H224L225 158H228V156L230 157L231 155V153H233V152H231V151H233L234 150V147L237 145ZM242 144V143H241ZM55 145H56V143H55ZM54 145V147L56 148V146ZM59 145V143L57 144V146ZM63 145V144H62ZM89 145V146H90ZM97 145H100L99 143L98 144H95L94 146H92V147H94V149H96L97 148ZM105 145V142H104V144L102 145V146H104ZM111 145V144H110ZM211 145V146H210ZM244 145V144H243ZM4 146V145H3ZM13 146H14V144H13ZM84 146V145H83ZM87 146V145H86ZM90 146V147H91ZM101 146V148H104V147H102ZM127 146V145H126ZM137 146V145H136ZM157 146H159V144L157 145ZM237 146H241L240 144H238ZM263 146V145H262ZM53 147V148H54ZM59 147V146H58ZM57 147V149H58V151H56L57 153H59V149L61 148V146L58 148ZM75 147V146H74ZM90 148L89 150H90V152H89V150H88V152L89 153H92V150H93V148ZM130 147V146H129ZM7 148V147H6ZM63 148V147H62ZM61 148V149H62ZM134 148H135V146H134ZM162 148V147H161ZM241 148H243V146H241ZM84 149H85V147H84ZM220 149V148H219ZM233 149V150H232ZM240 149V148H239ZM3 150V149H2ZM7 150H9V148L7 149ZM53 150V151H52ZM97 150V149H96ZM103 150V149H102ZM106 150V149H105ZM104 150V151H105ZM164 150V149H163ZM187 150H185L186 151V153H187ZM5 151V150H4ZM50 151H52V152H50ZM61 151H64V150H61ZM61 151H60V153H61ZM103 151V152H104ZM133 151V150H132ZM184 151V152H185ZM76 152V153H77ZM164 152V151H163ZM192 152H191V154H192ZM57 153H56V155H57ZM59 153V154H60ZM74 153V152H73ZM77 153V154H78ZM102 153V152H101ZM213 153H215V152H213ZM230 153V154H229ZM57 155V157L58 156H60V155ZM76 154V155H77ZM82 154H84V153H81V155ZM132 154H133V152H132ZM215 154H217V152L215 153ZM1 155V154H0ZM63 155V154H62ZM81 155H79V157L81 156ZM95 156H96V154H94ZM180 155V154H179ZM213 155V154H212ZM4 156V155H3ZM74 156V155H73ZM78 156V155H77ZM90 156V155H89ZM110 156V155H109ZM114 156V155H113ZM218 156V155H217ZM217 156H215V157H217ZM56 156H54L53 158H56V159H58V161L60 162V161H62V160H59L60 158L58 157L57 158ZM61 157V156H60ZM63 157H65V155L63 156ZM71 157V156H70ZM79 157H77V159L79 158ZM83 157V156H82ZM82 157H80L78 160L82 163ZM92 157V156H91ZM101 157H103V155L101 156ZM219 157V156H218ZM52 158V157H51ZM53 158L51 159V160H53ZM62 158V157H61ZM86 158H87V156H86ZM88 158H90V157H88ZM109 159H110V157H108ZM140 158V160H141V158L142 157H139ZM220 158V157H219ZM55 159V160H56ZM63 159V158H62ZM73 159V158H72ZM76 159V158H75ZM77 159H76V161H77ZM82 159V160H81ZM85 159V158H84ZM95 159V158H94ZM142 159H144V157L142 158ZM176 159V158H175ZM182 159H183V157H182ZM208 159H210V158H208ZM221 159V158H220ZM232 159V158H231ZM49 160V159H48ZM50 160V161H51ZM55 160H54V162H55ZM65 160V159H64ZM86 161H88V159H85ZM147 160V164L149 165V164H152L151 162H152V159H150L151 160V162L150 163H148L150 160H148V159H146ZM210 160H212V157H211V159ZM218 160V159H217ZM234 161H235V159H233ZM254 160V161H253ZM75 161V162H76ZM78 161V162H79ZM103 161V160H102ZM185 161V160H184ZM229 162H230V160H228ZM234 161H232L233 163H234ZM238 161V162H237ZM261 161V160H260ZM59 162H58V166L57 167H55L56 168V170H54V171H52L51 172V174H49V175H51V180H49L50 178L48 177V173H46V172H44L45 170L43 169V170H40V172L38 173V174H33L34 175V179H36V181H39V182H42V184H38L37 186L39 187V185L42 187V188H37L36 186H35V188L36 189H41V190H34V192H32L33 190L31 189V187L29 188V189H24V187L23 188H14V185L11 183H8V185H9V190L10 189H16L17 191L15 192V193H12L9 197H7L4 201H2L1 203H0V211L2 212V210H3V212H2V214L3 213H5V214H1L2 215V217L4 218V216L6 217L8 214V212H9V215L11 214V213H14L15 211H18V210H21V211H19V212H21V216H22V214L24 213V215L26 214V215H29V213H30V211H33L34 210V216H35V214H37V215H39L42 211L45 213V211L46 212H48V214H50V212L52 211V209H55L54 207L56 206V209L58 208H61V207H57V206H59L58 205V202L59 201H55V200H58V199H62V198H60V196L63 194V196L65 195L64 193H66V190L64 191L63 190V188L61 187V186H64V185H66V187L68 188V186H70V185H68L67 186V184L66 183H69L70 184V182H71V179H73V180H76V179H74V178H71L70 180H69V178H70V176L69 175H67V178H66V174L65 173H68V174H70L69 172H66L67 170H66V168L64 169L63 168V166L61 167L60 166V164H59ZM78 162H77V164H78ZM79 162V163H80ZM84 162V161H83ZM104 162H106V161H104ZM143 162H145V160L143 161ZM187 162H188V159H187ZM193 162V163H194ZM32 163V162H31ZM62 163V162H61ZM89 163V162H88ZM87 163V164H88ZM91 163H92V161H91ZM184 163V162H183ZM215 163H217V162H215ZM223 163V164H222ZM64 164V163H63ZM73 164V163H72ZM77 164L75 165V166H77ZM185 164V163H184ZM65 165V164H64ZM91 165V164H90ZM105 165V164H104ZM239 165H240V167H239ZM73 166V165H72ZM80 166V165H79ZM79 166L77 167V168H79ZM89 166V165H88ZM185 166V165H184ZM67 167V166H66ZM82 167V165L80 166V168L78 169L79 170V172H80V169L82 170V172H81V176H84L83 175V173H85V174H87L86 173V171H88V168L89 167H87V169H86V171L85 172H83L84 170H83V168H81ZM227 167V166H226ZM62 168H63V170H62ZM75 168V167H74ZM73 168V169H74ZM77 168H76V174H78V170H77ZM91 168V167H90ZM89 168V169H90ZM92 168H93V166H92ZM148 168H149V166H148ZM149 168V169H150ZM153 168V167H152ZM162 168V167H161ZM72 169V170H73ZM104 169V168H103ZM64 170H66V171H64ZM75 170V169H74ZM92 170V169H91ZM159 170V171H158ZM64 171V172H63ZM145 171V170H144ZM146 172V171H145ZM150 172H152L153 173V170L151 171V169H150ZM46 173V174H45ZM88 173H89V171H88ZM91 173H92V171H91ZM90 173V174H91ZM198 173H204L205 174V176L202 178V179H200L199 177L198 178H194L195 176H197V174ZM259 173V174H260ZM18 174V173H17ZM65 174V177L63 176ZM90 174H89V176H90ZM154 174V173H153ZM193 174H194V176H193ZM196 174V175H195ZM6 175H3V176H6ZM71 175V174H70ZM73 175H75V174H73ZM88 175V174H87ZM258 175V174H257ZM262 175V174H261ZM261 175L258 177H254L255 179H252V180H254L253 182L252 181H250L251 183H248V185H244L245 187L241 190L242 192H247V194H246V197L243 199L244 201H246V198L248 197L249 198V194L250 193H254L255 191L257 192L256 194H252L253 195V197H254V195L256 196L255 197V201H257V203L256 204H258L259 202L261 203H259L261 206H262V203L264 204V202H263V200L262 199H264V196H263V193L260 195L259 193H260V188H263V180L262 179H264V178H262L264 175H262V177H261ZM2 176V175H1ZM8 176V175H7ZM77 176V175H76ZM79 176V175H78ZM80 176V177H81ZM152 176V175H151ZM150 176V177H151ZM155 176H152V177H155ZM236 176H235V178H236ZM11 177V176H10ZM69 177V178H68ZM86 177V176H85ZM91 177V176H90ZM246 177V178H245ZM251 178H252V176H250ZM76 178V177H75ZM93 178V177H92ZM92 178H91V180H92ZM98 178V177H97ZM14 179V178H13ZM66 179H68V182L67 181H65ZM83 179V178H82ZM90 179V178H89ZM233 179V180H232ZM238 179V178H237ZM236 179V180H237ZM240 180V182H242L241 181V179H239ZM35 181V182H36ZM66 183H65V182ZM70 181V182H69ZM80 181V180H79ZM82 181V180H81ZM93 181V180H92ZM101 181V180H100ZM38 182V183H39ZM65 184H64V183ZM73 182V181H72ZM78 181H76V184H78L77 183ZM99 182V181H98ZM239 182V181H238ZM22 183V182H21ZM63 183V184H62ZM74 183V182H73ZM167 183H169V185L167 186ZM247 183V182H246ZM76 184H74V185H76ZM152 184H154V183H152ZM8 185H7V187H8ZM17 185V184H16ZM15 185V186H16ZM60 186L59 188H62L60 191L62 192V194L59 192V190H58V192L60 193H57L56 191H55V193H57L58 195L56 196V194H55V196L58 198H56L55 196V200L54 201H52V202H50V200L49 201H47V199L44 197V196H46L45 194H47L48 193V191L54 186V187H58V186ZM73 185V184H72ZM155 186V185H154ZM171 186H169L170 188H171ZM53 187V188H54ZM34 188V189H35ZM65 188V187H64ZM70 188H72L73 189V186L72 187H70ZM70 188H68V189H70ZM12 189V190H13ZM58 189V188H57ZM66 189V188H65ZM163 189V188H162ZM52 190V189H51ZM76 190V189H75ZM79 190V189H78ZM77 190V191H78ZM165 190V191H166ZM168 190H169V188H168ZM258 190H259V193H258ZM28 191H31L30 193H28ZM180 191V190H179ZM240 191V194H241V196H243L242 195V192ZM64 192V193H63ZM88 192V191H87ZM154 192V191H153ZM170 192H172V191H169V193ZM238 192V191H237ZM250 192V193H249ZM49 193H50V191H49ZM76 193V192H75ZM77 193H80L79 191L77 192ZM90 193V192H89ZM243 193V194H244ZM249 193V194H248ZM86 194V193H85ZM88 194V193H87ZM91 194V193H90ZM90 194L88 195V196H90ZM156 194V193H155ZM172 194V193H171ZM177 194V193H176ZM236 194V193H235ZM257 194H259V195H257ZM66 195H68V194H66ZM79 195V194H78ZM169 195V194H168ZM180 195V194H179ZM237 195V194H236ZM59 196V197H58ZM63 196H61V197H63ZM85 196V195H84ZM84 196H83V198H84ZM87 196V197H88ZM164 196V195H163ZM181 196H182V194H181ZM238 196V195H237ZM236 196V197H237ZM65 197V196H64ZM63 197V198H64ZM81 197V196H80ZM224 197V198H225ZM253 197H251V199L249 198H247L248 200H247V202H245L246 204L247 203H252V202H250V200H252V198ZM45 198V199H44ZM166 198V197H165ZM173 198V197H172ZM65 199V198H64ZM171 199V198H170ZM174 199V198H173ZM183 199V198H182ZM227 199V201L229 200L228 198H226ZM226 199L225 200H223L222 199V201H226ZM82 200V199H81ZM163 200V199H162ZM161 200V201H162ZM166 200V199H165ZM260 200H262V201H260ZM1 201V200H0ZM174 201V200H173ZM187 201V200H186ZM234 201V200H233ZM232 201V202H233ZM236 201V200H235ZM244 201H242L241 203H243ZM255 201H254V203H255ZM61 203V202H60ZM172 203V202H171ZM178 203V202H177ZM231 202L229 201V204H230ZM254 203H252L253 205H256V204H254ZM63 204V203H62ZM167 204V203H166ZM169 204V203H168ZM219 204H220V202H219ZM227 204V203H226ZM225 204V205H226ZM238 204V203H237ZM244 204V203H243ZM258 204V205H259ZM194 205V204H193ZM192 205V206H193ZM231 205V204H230ZM229 205V207H231ZM248 205V204H247ZM252 205V207H255V206H253ZM191 206V205H190ZM209 206V205H208ZM215 206V205H214ZM249 206V205H248ZM250 206H251V204H250ZM264 206V205H263ZM263 206H262V208H261V214L258 216L259 218H261V217H264V208H263ZM175 207V206H174ZM200 207V208H199ZM210 207V206H209ZM258 207V206H257ZM193 208H194V206H193ZM214 208V207H213ZM242 208V207H241ZM56 209H55V212H59V211H61L60 209H59V211L57 210L56 211ZM62 209V208H61ZM83 209V208H82ZM207 209V208H206ZM211 209V208H210ZM229 209H231V208H229ZM258 209V208H257ZM36 210H38V211H36ZM40 210H42L41 212H40ZM45 210V211H44ZM64 210V209H63ZM197 210V209H196ZM205 210V209H204ZM212 210V209H211ZM216 210V209H215ZM214 210V211H215ZM239 210V209H238ZM246 210V209H245ZM245 210L243 211L242 209H241V212L243 211V212H245ZM253 210H255V209H253ZM200 211V210H199ZM234 211V210H233ZM23 212V213H22ZM38 212H40L39 214H38ZM42 212V213H43ZM54 211H52V213H53ZM66 212V211H65ZM194 212V211H193ZM217 212V211H216ZM257 212H260V210H257ZM16 213V212H15ZM52 213L50 214V215H52ZM246 213V212H245ZM17 214V213H16ZM0 215V216H1ZM36 215V216H37ZM47 214L45 213L44 214V216H46ZM50 215H47V216H50ZM246 215L247 216H249L247 213H246ZM20 216V217H21ZM31 216H32V213H31ZM35 216V217H36ZM59 216V215H58ZM11 217H12V215H11ZM39 217H40V215H39ZM257 217V216H256ZM257 217V218H258ZM9 218V217H8ZM22 218V217H21ZM25 218V217H24ZM36 218H38V217H36ZM46 218V217H45ZM158 224V223H157ZM150 225V224H149ZM203 225V224H202ZM160 226V225H159ZM162 226V225H161ZM176 226H178V225H176ZM180 226V225H179ZM199 227V226H198ZM204 227V226H203ZM172 228H173V226H172ZM203 229V228H202ZM168 234H169V232H168ZM168 236V235H167ZM170 236V235H169ZM168 236V237H169Z\"/></svg>",
  "mask_w": 264,
  "mask_h": 264
}]
</instances>
